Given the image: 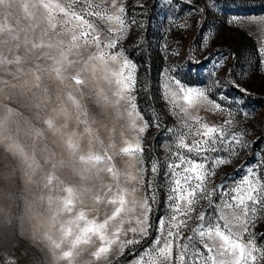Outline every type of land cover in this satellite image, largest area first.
<instances>
[{"label":"rangeland","instance_id":"1","mask_svg":"<svg viewBox=\"0 0 264 264\" xmlns=\"http://www.w3.org/2000/svg\"><path fill=\"white\" fill-rule=\"evenodd\" d=\"M53 2L71 4L78 12L85 6V0ZM165 2L124 0L127 31L111 50L122 49L135 65L132 95L140 74L146 90L147 76H156L154 117L139 133L126 94H121L116 83L120 65L102 59L94 43L85 45L90 36L80 37V47L67 50L71 39L62 26L63 14H56L53 23L57 27L52 29L41 0H0V264H119L122 259L121 264H133L142 253L145 264H152L155 254L144 250L151 249L159 234L160 219L170 215L165 174L169 163L178 162L172 153L183 151L193 160L202 159L176 147L169 129L180 128V120L164 98L166 82L174 89L179 81L184 87L204 90L221 108L209 104L192 114L201 117L202 123L228 128L229 136L243 130L242 139L250 142L247 148H237V155L208 153L230 161L216 167L214 175L208 163L206 186L216 190V203L221 186L234 187L247 173V166L260 159L256 152L264 149V57L259 50L264 48V30L250 21L264 17V0H219L220 11L209 12L203 26L198 13L186 14L187 0H174L171 7ZM88 3L100 5L103 11L106 0ZM192 4L201 6L205 0H192ZM107 6L111 8L110 0ZM86 18L102 37L111 35L104 21ZM185 23L189 26L179 27ZM60 33H64L60 38L65 50L47 47ZM220 61L221 66L214 68ZM140 117L138 127L146 123ZM229 119L236 121L235 126L225 124ZM137 137L142 150L145 139L150 144L147 160L142 151L144 164L138 155L126 151L137 143ZM153 161L159 169L154 181ZM255 171L264 177V164ZM150 182L156 185L155 203ZM144 198L152 207L149 235L137 234L139 243L126 245L122 252L121 243L134 234L121 233L117 238L114 233L128 227ZM121 199L123 211L116 215L120 206L113 201ZM256 209L255 227L249 231L264 246V207L258 204ZM201 211H215V204L210 207L200 199L182 229L181 244L199 226ZM154 215L158 220L153 225ZM101 232L110 242L101 240ZM196 243L207 255L198 236ZM101 248L106 251L101 253Z\"/></svg>","mask_w":264,"mask_h":264},{"label":"snow or ice","instance_id":"2","mask_svg":"<svg viewBox=\"0 0 264 264\" xmlns=\"http://www.w3.org/2000/svg\"><path fill=\"white\" fill-rule=\"evenodd\" d=\"M173 2L174 0H166L165 6L171 7ZM110 3L111 8L109 9L106 0L103 11L100 10V5H92L88 3V0H85L84 8L79 12L73 10L71 4L63 6L59 2H53V0H48V2L41 0L40 7L46 10L47 22L52 29L57 27V24L53 23L56 14H63L65 19L62 26L67 30V34H70L71 39V42L67 44V50L77 49L80 47V44L77 43L80 37L90 36V40L84 41L85 45L90 42L94 43L102 59L107 61L110 59L111 62L120 65L116 74V83L121 94H126L131 114L135 118L136 130L143 133L148 125L144 123L138 127L137 120L141 117L137 112L136 97L131 94L136 83L135 65L125 56L122 49L115 53L111 51L117 47L119 40L123 39L127 31L128 21L125 3L124 0H110ZM187 3L190 8L186 14L190 16L194 12L198 13L201 17L199 21L201 26L206 22L209 12L220 11L219 0H205V4L201 6L193 5L192 0H187ZM89 16H95L104 21L107 25V32L111 35L102 37L100 29L86 18ZM170 19L172 18L170 17ZM250 22L264 30V17ZM131 23H136L135 19ZM188 26L187 23L179 25L180 28ZM77 30H79V36ZM45 35L47 34L45 33ZM62 35L64 33L58 34L56 41H50L47 47H58L59 51H64V40L60 38ZM203 44L206 47L207 41L205 40ZM41 47H45V45L42 44ZM259 54L264 57V48L259 50ZM222 62H218L214 68L220 67ZM261 63L264 65V60ZM228 71L230 73L231 69L229 68ZM76 82L79 83V80ZM233 84L240 92L247 94V89L240 87L235 81ZM164 98L172 104L173 112L177 114V118L180 120V128L169 129L170 132H174L177 149L195 153L202 159L193 160L183 151L172 153L178 162L174 160L169 163L168 172L165 174L169 187L167 199L170 215L160 219L157 229L159 234L152 242L151 249L144 251L150 255L155 254L152 264H258V261H264V246L259 245L249 231L250 227H255L256 205L259 204L264 207V177L255 171L256 168L264 164V149L256 152V156L260 159L247 166V173L238 182H234V187L223 188V185L221 186L222 192L219 196V203H216L213 200L216 190L210 191L206 186L207 177L210 175L208 163H212L213 171L211 174L214 175L216 167L230 161L223 156H209L208 153L227 151L231 155H237L236 149L247 148L250 142L242 139L243 130L229 136L228 128L202 123L201 117L192 114L200 107L209 104L216 109L221 108L220 104L209 99L204 90L191 86L184 87L179 81L176 82L174 89L170 83L166 82L164 84ZM223 99L227 100L228 97H223ZM177 108L179 113L176 112ZM229 115L232 116L233 113L229 112ZM225 124L235 126L236 121L229 119L225 121ZM188 138L192 139L191 144L186 143ZM126 151L138 155L141 163L144 164L143 150L138 137L137 143ZM158 171L157 162L153 161L151 165L153 181ZM142 174H144V168ZM149 187L153 191L151 201L155 203L156 185L154 182H150ZM200 199L207 200L210 207L215 204V211L199 212L197 217L200 221L199 226L193 229V235L187 237L181 244L182 229L188 226L195 206ZM113 203L120 206L116 209V215H119L123 211L122 206L125 201L121 199L113 201ZM151 211L152 207L148 198H144L139 209L133 213L134 218L130 216L128 227L126 229L121 227L119 231L114 233L117 238L120 237L121 233L131 232L134 234L132 239L123 240L120 245L122 252L126 245L139 243V240L135 238L137 234L141 238L149 235V228L151 227L149 213ZM85 231H89V229ZM91 231H95V229L93 228ZM98 234L101 240L107 239L110 242V237H106L103 232ZM197 236L207 255H204L201 248L197 246ZM174 248L176 249L175 253ZM104 251H106L105 248L100 249L101 253ZM133 264H145L144 254L142 253L139 259L134 260Z\"/></svg>","mask_w":264,"mask_h":264},{"label":"trees","instance_id":"3","mask_svg":"<svg viewBox=\"0 0 264 264\" xmlns=\"http://www.w3.org/2000/svg\"><path fill=\"white\" fill-rule=\"evenodd\" d=\"M128 57L131 59V54H129ZM136 63L141 64L140 61H137ZM150 68L152 70L153 68L152 64ZM147 80H148L147 85L149 87V90L148 89L146 90V87L143 82V75L142 74L139 75V79L137 80V85H136V90H135V97H136L135 103L137 105V109L139 113L142 115L146 123L149 124L154 117L153 108L155 106V103L158 100L157 98L158 89H157L156 76H154L153 73H150L147 76ZM142 90H145V92H142ZM149 145L150 144H148L145 139V143H143V154L146 160L148 159V156H149V151H148ZM157 220H158V217L154 215L151 223L154 225ZM122 262H124L123 259L119 261V264H121Z\"/></svg>","mask_w":264,"mask_h":264}]
</instances>
